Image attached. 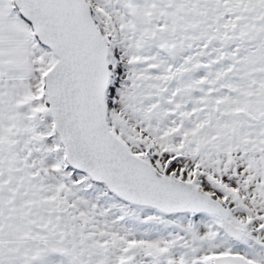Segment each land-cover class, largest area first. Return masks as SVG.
Returning a JSON list of instances; mask_svg holds the SVG:
<instances>
[{
  "label": "snow or ice",
  "instance_id": "snow-or-ice-1",
  "mask_svg": "<svg viewBox=\"0 0 264 264\" xmlns=\"http://www.w3.org/2000/svg\"><path fill=\"white\" fill-rule=\"evenodd\" d=\"M0 264H264V0H0Z\"/></svg>",
  "mask_w": 264,
  "mask_h": 264
}]
</instances>
